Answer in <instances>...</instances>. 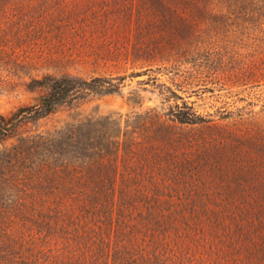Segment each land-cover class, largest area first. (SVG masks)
Masks as SVG:
<instances>
[{"label": "rangeland", "instance_id": "obj_1", "mask_svg": "<svg viewBox=\"0 0 264 264\" xmlns=\"http://www.w3.org/2000/svg\"><path fill=\"white\" fill-rule=\"evenodd\" d=\"M6 2L18 20L54 23L53 34L65 17L82 26L99 15L100 63L92 56L86 62H63L0 53L1 112L36 102L42 89L29 86L30 75L69 71L125 79L122 91L25 121L14 137L0 143V214L21 208L22 185L15 181L19 168L8 159L22 135L61 130L111 113L122 114L125 126L130 117L139 120L153 107L166 111L184 100L207 121L157 127L160 134L176 138L177 190L159 202L158 211L166 218H158L165 222L161 228L167 237L150 241L149 234L139 243L173 264H264V170L255 167L264 152V0H168L162 27L170 59L157 62L105 55L109 47L123 44L128 26L135 25L131 8L121 0ZM222 137L227 155L220 147ZM134 209L135 214L146 211ZM95 228L110 232L109 223Z\"/></svg>", "mask_w": 264, "mask_h": 264}, {"label": "trees", "instance_id": "obj_2", "mask_svg": "<svg viewBox=\"0 0 264 264\" xmlns=\"http://www.w3.org/2000/svg\"><path fill=\"white\" fill-rule=\"evenodd\" d=\"M6 1L0 0V53L63 62H86V56H92L100 63V36L95 35L100 32L99 15L82 26L65 17L53 34L54 23L18 20ZM120 4L131 8L135 25L128 26L125 42L109 47L105 55L149 62L170 59L162 27L171 7L168 0ZM30 76L29 86L40 87L42 93L32 104L0 111V143L14 137L25 121L122 91L125 79L69 71ZM139 117H130L124 126L122 114L111 113L61 130L21 136L8 159H15L19 168L15 181L22 185L21 208L0 214V264H173L165 254L139 243L149 234L150 241L167 237L161 228L165 222L158 218H166L158 211L159 202L177 190L176 138L160 134L157 127L194 126L207 120L184 100H176L166 111L153 107ZM227 144L222 137L220 147L226 155ZM255 167L264 170V152ZM140 206L146 211L135 214ZM100 223H109L110 232L97 231Z\"/></svg>", "mask_w": 264, "mask_h": 264}]
</instances>
